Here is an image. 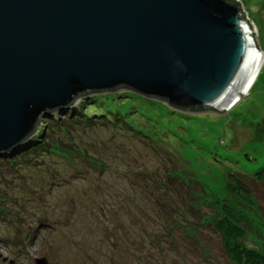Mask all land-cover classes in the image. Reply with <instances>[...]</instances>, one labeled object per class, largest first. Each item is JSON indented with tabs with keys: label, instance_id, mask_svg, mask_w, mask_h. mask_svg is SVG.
<instances>
[{
	"label": "rangeland",
	"instance_id": "rangeland-1",
	"mask_svg": "<svg viewBox=\"0 0 264 264\" xmlns=\"http://www.w3.org/2000/svg\"><path fill=\"white\" fill-rule=\"evenodd\" d=\"M237 1L264 58V0ZM260 66L224 111L189 114L117 88L87 120L82 97L43 116L25 143L35 152L0 163V264H231L213 228L222 205L245 216L246 246L264 255ZM231 175L251 193H230Z\"/></svg>",
	"mask_w": 264,
	"mask_h": 264
},
{
	"label": "water",
	"instance_id": "water-1",
	"mask_svg": "<svg viewBox=\"0 0 264 264\" xmlns=\"http://www.w3.org/2000/svg\"><path fill=\"white\" fill-rule=\"evenodd\" d=\"M241 17L226 0H0V154L91 92L230 109L264 59Z\"/></svg>",
	"mask_w": 264,
	"mask_h": 264
},
{
	"label": "trees",
	"instance_id": "trees-1",
	"mask_svg": "<svg viewBox=\"0 0 264 264\" xmlns=\"http://www.w3.org/2000/svg\"><path fill=\"white\" fill-rule=\"evenodd\" d=\"M226 2L228 4H232L234 6H236L238 8V10H240L241 15H242V19L244 21H246L249 25V28L251 29V24L250 21L246 20L245 15H244V11L241 10L240 8V3L237 0H226ZM124 91L132 93L133 91H131L130 89L127 88H123ZM100 93L103 92H91V93H87L86 95H84V97H82L80 99V101H78L77 103L83 102L81 105H79L84 112L86 113L87 117L85 116V119H88V116H90L89 114H102L103 110L101 107L96 106L95 102L98 99H104V96L100 97ZM91 101V104H87L86 102ZM76 103V102H74ZM74 103L70 104V106L74 105ZM86 105V107L83 108V105ZM59 110V109H56ZM54 110V111H56ZM140 110L144 111V109H139L136 111V114L133 115L132 117L135 118L136 115H140ZM53 111V112H54ZM184 111V110H182ZM88 112V113H87ZM190 112H212V110L208 109V108H203L201 107L200 109H190V111H188L187 113L190 114ZM52 114V112H51ZM109 117H106V119L108 120ZM133 118H131V120H133ZM107 120H101V122H107ZM67 120L63 119V121H61V123L65 124ZM57 121H52V119L49 120H45L44 121V127L46 126V129H53L55 126L57 125ZM38 127V126H37ZM38 128L35 129L34 134L32 135V137L34 135H36V130ZM33 140V138L31 139ZM33 143H37V141H34ZM33 145V144H32ZM32 145H28V144H23V146H21V149H15L18 153H22L20 155H16V157H13V153H15L16 151L14 149L9 150L8 152H4L0 155H2V159L0 160V163H16V162H21V160H24L25 158H27L29 154L32 155L33 152H35L36 148L32 147L30 148ZM23 148V150H22ZM30 149V150H29ZM33 151V152H32ZM32 152V153H31ZM12 158V159H11ZM11 159V160H10ZM255 180H257V182L259 183H264V167L261 168V170L255 175ZM228 190L230 193H232L233 195L236 194V196L240 197L242 192L245 196L249 195L251 192L249 191L248 186L245 184L244 181H241L240 179H238L235 176H229L228 178ZM243 197V196H242ZM237 198V197H236ZM238 199V198H237ZM222 205V204H221ZM217 219L213 221V228L214 231L216 232V234L219 236V238L221 239V244H222V248L226 254V257L228 259V261H230L231 264H264V255L262 253H260L259 251L255 250V249H249L246 246L245 240H246V226H245V216L242 215L241 213H239V211L237 210V208L235 206H230V205H222L219 209V211L217 212Z\"/></svg>",
	"mask_w": 264,
	"mask_h": 264
},
{
	"label": "bare ground",
	"instance_id": "bare-ground-1",
	"mask_svg": "<svg viewBox=\"0 0 264 264\" xmlns=\"http://www.w3.org/2000/svg\"><path fill=\"white\" fill-rule=\"evenodd\" d=\"M255 77H256V76H255ZM254 80H255V79H254ZM252 84H253V83H252ZM252 84H251V85H252ZM251 85H250V87H251ZM248 90H249V89H248ZM248 90H247V91H248ZM247 91H246V92H247ZM244 95H246V93H245ZM228 107H229V106H228ZM228 107H227L226 109H229ZM170 180H171V179H170ZM160 187H161V186H160Z\"/></svg>",
	"mask_w": 264,
	"mask_h": 264
}]
</instances>
